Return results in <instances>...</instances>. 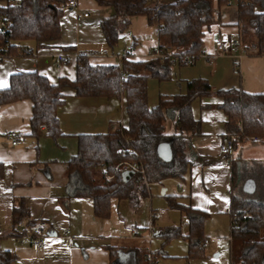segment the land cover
<instances>
[{
    "label": "crops",
    "instance_id": "crops-1",
    "mask_svg": "<svg viewBox=\"0 0 264 264\" xmlns=\"http://www.w3.org/2000/svg\"><path fill=\"white\" fill-rule=\"evenodd\" d=\"M177 1L161 0L162 3ZM85 13L89 16H83ZM78 15H82L81 20ZM114 15L115 9L111 6H100L95 0H77V8L65 11L61 18L60 40L43 48L30 41L27 45L33 49V55H16L0 62V84L6 85L0 88H8L11 76L21 72L37 71L53 84L61 78L74 80L81 54L88 55L93 65H118L127 53L133 61L154 58L159 47L158 31L149 25L145 16L131 18L115 48L107 44L100 22ZM238 22V0L222 5L214 0V22L204 28L206 54L194 65L180 66L175 62L170 80L150 78L149 106L155 107L161 97L170 99L185 94L187 82L196 78L208 80L215 91L236 88L264 94V56L248 54L241 44L238 51L229 46L227 52H220L216 47L219 40L229 45L240 41ZM63 93L65 103L57 111L63 135L57 140L48 136L36 140L31 136V100L0 106V246L16 253L14 264H114L116 260L118 264H136L137 248L153 251L157 247L154 237L162 227L175 226L178 223L174 220L180 218L179 225L187 230L189 219L178 209L161 211L152 205L133 209L127 199L117 198L111 201V215L99 217L95 214L93 199L67 198L68 163L78 153L79 136L104 134L111 128L128 126L129 117L125 100L78 97L70 88ZM221 103L218 96L193 103V113L202 123V133L188 136L193 165L185 178L166 179L148 187L147 198L150 194L153 196V188L159 184L164 186L163 196L173 191L169 195L177 202L208 214L203 228L206 257L187 261L184 256L189 243L182 244L181 253L165 254L169 260L177 259L172 260L174 264H231V201L235 195L245 196L238 182L239 166L242 169L248 160L264 163V155L253 158L250 155L253 148H246L244 141L239 143L232 162L221 154L220 145L227 133V115L220 108ZM176 117L174 109L168 111L165 122L168 136L175 134ZM15 137L17 144H13ZM165 182L173 184L165 187ZM23 200L29 209L30 221L37 224L44 220L49 225L44 247L38 251L33 249L29 237L15 235L19 229L13 226V210ZM147 216L148 227L144 228ZM151 226L156 229L153 236L149 232ZM63 232L68 233L67 238ZM115 252L118 258L114 261ZM160 261L158 264H162Z\"/></svg>",
    "mask_w": 264,
    "mask_h": 264
},
{
    "label": "trees",
    "instance_id": "trees-1",
    "mask_svg": "<svg viewBox=\"0 0 264 264\" xmlns=\"http://www.w3.org/2000/svg\"><path fill=\"white\" fill-rule=\"evenodd\" d=\"M69 0H21L18 5H5L0 15L7 22L6 32H0V62L16 55L29 53L27 43L33 41L38 48L49 46L62 36L61 18ZM100 6H111L115 15L102 19L100 26L107 44L115 48L120 35L129 27L131 18L145 16L151 26L157 28L159 47L164 59L146 61L130 60V53L121 57L118 65H93L89 56L78 57L74 80L61 78L57 84L37 71L15 73L10 86L0 88V106L29 99L33 102L31 136L39 140L48 136L57 140L63 135L57 111L65 103L63 90L70 88L78 97H106L125 100L129 117L128 126L110 129L104 134L79 136L77 155L68 163L69 197L83 196L93 199L95 214L111 215L114 198L127 199L133 209H139L148 197V185L166 179L182 180L193 165L189 135H201L202 123L193 113V103L213 96L222 99L220 108L227 115L226 134L257 137L264 143V94L249 93L243 89L214 90L208 80L196 78L187 82L185 94L170 99L161 97L155 107L148 103V81L157 78L170 80L177 62L180 66L194 65L205 53L204 28L214 22V0H179L162 3L155 0H95ZM229 0H219V4ZM240 41L248 54L264 56V0H238ZM67 49V48H66ZM69 50V49H67ZM155 51V52H157ZM177 112L175 134L165 133L167 113ZM169 142L173 158L164 161L158 155V146ZM124 151V153H123ZM123 160H135L145 167V175L136 173L124 182L116 165ZM251 175L263 188L264 164L254 161ZM236 167L233 166V174ZM107 174H115L107 180ZM171 208L181 211L189 219L186 234L182 227L169 226L160 229L158 236L165 244L183 237L189 243L187 261L204 258V223L208 214L177 202L169 197ZM249 213L250 217H246ZM230 214L238 216L232 230L231 264H264V199L250 196H233ZM25 219L28 224L30 212L23 200L13 210V226ZM15 228V229H16ZM16 231V230H15ZM17 237L26 235L16 231ZM1 239V238H0ZM160 251L137 248L136 264H158L165 257L164 246ZM113 260L118 258L115 252ZM17 255L0 246V264H14Z\"/></svg>",
    "mask_w": 264,
    "mask_h": 264
},
{
    "label": "built area",
    "instance_id": "built-area-1",
    "mask_svg": "<svg viewBox=\"0 0 264 264\" xmlns=\"http://www.w3.org/2000/svg\"><path fill=\"white\" fill-rule=\"evenodd\" d=\"M156 2H159L161 0H155ZM21 0H0V8L2 6H5L7 4L9 5H18L20 4ZM77 8V0H69L66 5L64 6V10H73ZM83 16L88 17L89 13L83 14ZM78 20H81L82 15L77 16ZM6 27H7V22L5 21L4 17L0 15V32L5 33L6 32ZM233 47L235 51H238L240 49L239 43L234 41L231 42V45L226 44L222 40H219L216 42V47L220 52H227L230 47ZM27 52L32 53L33 49L28 48ZM206 52L204 53V55ZM203 55V56H204ZM164 54L160 51L155 52L154 58H159L160 60L164 59ZM257 142L258 138L257 137H249L247 135L241 136V135H236V134H225L222 138V142L220 145V151L223 156L227 158L229 162H232L235 157V153L239 147L240 142ZM18 140L15 137V141L13 144H17ZM124 153V151H123ZM126 171H134V173H138L141 175H145V167L141 165L139 162L135 160H123L119 162L116 167H115V172L116 173H123ZM115 174H107L106 178L107 180H112L114 179ZM149 187V185H148ZM246 217H250V214L247 213ZM238 219V216L232 217V230L236 228V221ZM17 228L19 230H24L26 232V235L24 237H29L32 240V247L34 250H41L44 247L45 239L48 235L49 232V225L46 221L42 220L38 222L37 224L30 225L27 223L25 219H22L18 224ZM150 236H153L156 234V229L151 226L149 229ZM63 236L65 238L68 237L67 232H63ZM205 243H208V240H205ZM67 246H70V244H67Z\"/></svg>",
    "mask_w": 264,
    "mask_h": 264
},
{
    "label": "rangeland",
    "instance_id": "rangeland-1",
    "mask_svg": "<svg viewBox=\"0 0 264 264\" xmlns=\"http://www.w3.org/2000/svg\"><path fill=\"white\" fill-rule=\"evenodd\" d=\"M245 144H247L246 148H249V149L250 148H253V150L251 151V154H250V155H252L253 158H257V157H260V156H263L264 155V147H262V145L264 143L259 142V143H256L255 144V143H252V142H247ZM258 162H261V160L258 161ZM252 163H253L252 160H250V161L248 160V161H246V164H245V166L242 169H241V165L239 166L238 182H239V185H240V189H241L242 193L245 196H247V197L250 196V197H252V198H254L256 200H262V199H264V194H263V188H262V186L260 184H257L256 183V190L252 194H247L244 191V185H245V183L247 182V180L251 179L249 177L251 175V167L250 166H252ZM164 184H165V187H166V185H171L173 183L172 182H165ZM159 186H161V185L157 184V186L153 188L154 189L153 190V196H152V194H150L149 198H147L146 203L143 201L142 202V205H144L145 207H147L148 205L149 206L152 205L155 210H161V211H164L166 209L177 210L175 208H171L170 202H169V197H171L169 194H172L173 191H170L167 194V196H163L162 190H163V187L164 186H161V187H159ZM144 220L142 219V221H144ZM148 220H149V216H147V220H145L144 223H143V227L144 228H147L148 227ZM174 222L178 223L175 226H177V227L180 226L179 225L180 224V218H177L176 220H174ZM144 225H146V226H144ZM165 227H167V226H164L162 228H165ZM187 230H185V229L182 228V231H183L184 234H186ZM154 240H156L154 242V245H156L157 247H155L153 249V251H160L163 248V245L165 244V239L163 237H161V236H157V237H154ZM171 241L174 242L173 243L174 246L167 249V245ZM171 241L165 244V246H164L165 253H168V251L170 253H172V252L173 253H181L180 251H184L182 244H187L188 243V242H185L186 240L183 237L174 238ZM146 244L148 245V243H146ZM142 247L145 248L144 245H142ZM188 253H189V248H188ZM188 253H187V255H188ZM186 256H184V257H186ZM172 257H174V256H172ZM160 260H161L160 262L162 264H174L175 261H172V260H177V259L169 260V259H167L165 257H162Z\"/></svg>",
    "mask_w": 264,
    "mask_h": 264
},
{
    "label": "water",
    "instance_id": "water-1",
    "mask_svg": "<svg viewBox=\"0 0 264 264\" xmlns=\"http://www.w3.org/2000/svg\"><path fill=\"white\" fill-rule=\"evenodd\" d=\"M158 155L164 161H170L173 158L172 146L169 142H164L158 146ZM135 175L134 171H126L122 173V179L124 182H128ZM256 190V182L253 179L247 180L244 185V191L247 194H252ZM119 260H116L114 264H118Z\"/></svg>",
    "mask_w": 264,
    "mask_h": 264
},
{
    "label": "snow or ice",
    "instance_id": "snow-or-ice-1",
    "mask_svg": "<svg viewBox=\"0 0 264 264\" xmlns=\"http://www.w3.org/2000/svg\"><path fill=\"white\" fill-rule=\"evenodd\" d=\"M0 86H6V85L0 84Z\"/></svg>",
    "mask_w": 264,
    "mask_h": 264
}]
</instances>
